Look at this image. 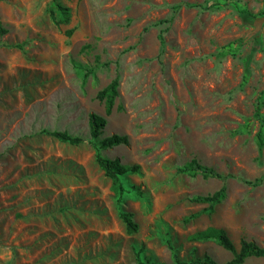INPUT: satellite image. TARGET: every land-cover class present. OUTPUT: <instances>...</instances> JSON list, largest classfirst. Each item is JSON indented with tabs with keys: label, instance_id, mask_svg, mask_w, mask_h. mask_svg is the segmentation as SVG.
I'll list each match as a JSON object with an SVG mask.
<instances>
[{
	"label": "rangeland",
	"instance_id": "1",
	"mask_svg": "<svg viewBox=\"0 0 264 264\" xmlns=\"http://www.w3.org/2000/svg\"><path fill=\"white\" fill-rule=\"evenodd\" d=\"M262 12L264 0H0V264H225L231 252L193 239L210 228L238 251L264 247ZM113 82L107 115L97 95ZM92 114L107 120L98 139ZM113 135L128 145L100 148ZM98 156L139 166L122 193ZM192 161L223 177L180 172ZM223 187L214 206L191 201Z\"/></svg>",
	"mask_w": 264,
	"mask_h": 264
},
{
	"label": "trees",
	"instance_id": "2",
	"mask_svg": "<svg viewBox=\"0 0 264 264\" xmlns=\"http://www.w3.org/2000/svg\"><path fill=\"white\" fill-rule=\"evenodd\" d=\"M216 4H209L205 7V9H212ZM237 9L241 13H250L246 9H241L237 6ZM252 15V14H251ZM261 17H264V12L260 14ZM162 39V36H161ZM258 40V38H257ZM117 82H113L107 88L100 91L97 95V99L99 101H105L106 114L110 115L114 108V102L117 98ZM257 115L260 119L261 125L260 129L257 133V138L261 147H264V118L260 113L259 109L257 111ZM91 135L94 139H98L103 129L106 127L107 120L99 115L92 114L89 119ZM51 136L57 138L62 142H68L70 144H79L81 139L78 137H72L66 133L61 132H52ZM129 140L126 136L113 135L107 137L100 143V148L108 149L113 148L120 145H128ZM97 163L100 168L105 172L106 176L109 177L113 181V188L116 191L122 193L124 191V187L121 183V178L128 174H135L139 171V166H125L120 163L119 160H109L102 156L97 157ZM180 172L186 173L189 175H197L203 174L206 178L213 177H223L220 174L214 172V170L204 167L200 165L197 161H192L191 163L186 164L183 168L180 169ZM261 183V181H260ZM259 182H256L254 186L260 185ZM226 197V188L223 187L221 190L213 194L212 196L207 197H196L191 201L194 203H210L211 206H214L224 200ZM123 220L128 226L129 232H136L137 225L132 222L131 216L129 214L122 215ZM196 241H215L219 246H221L226 251H229L233 254V258L225 264H243L245 260L249 257H257L264 259V247H261L253 242H247L246 240H242L240 250L238 251L235 247V244L230 239L228 234L222 229H207L200 233H197L194 237ZM173 264H218L215 260H213L209 256H204L203 258H199L196 260H191L189 262L176 261Z\"/></svg>",
	"mask_w": 264,
	"mask_h": 264
}]
</instances>
